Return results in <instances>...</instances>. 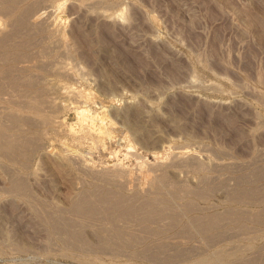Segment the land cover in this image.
Returning a JSON list of instances; mask_svg holds the SVG:
<instances>
[{
  "label": "rangeland",
  "instance_id": "obj_1",
  "mask_svg": "<svg viewBox=\"0 0 264 264\" xmlns=\"http://www.w3.org/2000/svg\"><path fill=\"white\" fill-rule=\"evenodd\" d=\"M28 3H32L28 7L35 9L47 6L53 14L49 15L50 29H45L47 25L42 27L49 33L42 28L40 35L39 30L34 31L36 35L31 32L34 37L28 33V42L35 37L46 38H35L28 44V106L36 107L42 98L56 101L60 107L50 112L41 106V115L51 116L49 123L28 112V125L22 126L11 122L8 115L3 116L0 108V131L6 130L8 135L21 133L28 143L23 151L11 155L0 151V264H93L90 257H97L95 264L98 260L102 264H199L202 258H209L210 264L224 261L242 264L250 260L254 264L257 259V264L261 261L263 264L264 250H255V255L246 252L247 235L236 233H231L236 238L232 235V239L228 238L231 245L227 239L225 244L208 242L210 247L201 241L194 245L197 251L188 247L185 251H171L168 263L150 262V258L136 255L139 251L127 248L122 249L128 250L127 254L131 251L129 256L120 249H117L120 253L105 249L104 256L100 249L92 250L95 254L87 249V253L84 248L66 244L64 235L60 236L49 225V215L57 217L61 211L64 214L71 207L76 191L90 180H98L104 170L124 168L134 185L156 181V175L160 177L163 171H153L159 163L154 153L167 146L171 147L169 153L182 146L195 149L198 155L180 158L186 165L179 160V171L176 167L168 168L163 180L206 188L215 179L210 185L215 188L210 192L212 195L202 201L194 199L196 205L205 206L204 209L210 206L216 213L229 206L264 213L263 191L257 194L263 195L259 196L262 204L254 196L250 198L256 197L257 201L250 198L247 201L251 207L244 203L236 206L224 201L228 200L226 188L214 186L218 180L228 178L227 182L232 179L230 186L227 183L231 188L245 189L248 184V190H258L254 188L258 184L264 190L261 178L264 177V0H29ZM2 6L5 5H0L3 10ZM1 9L0 26L4 18H10ZM1 14L6 16L3 20ZM8 20V24H13L12 19ZM10 26L8 30L5 28L6 34L14 32L15 27ZM52 28L54 31L59 28L60 33L54 34ZM56 35L66 38V42L55 43L59 39ZM9 36L4 35L8 38L4 44L8 42L10 46L14 37ZM4 44L0 46V54L11 53ZM58 61L67 66L71 75L58 72L61 66ZM41 62L46 66H41ZM69 89L82 91L89 100L79 102L67 93ZM124 134L129 135L134 150L122 142ZM166 155L161 165L173 163V157ZM72 157L79 162L71 160ZM218 161L228 164L215 166ZM80 165L89 169L88 174L81 171ZM149 165H153V170ZM258 171L260 177L256 174V179L253 175ZM212 177H218L217 181ZM246 177H253V184ZM17 182H22L21 186ZM144 185L148 187V183ZM162 189L161 195H167L168 188ZM240 236L245 237L243 253ZM221 249L227 256L221 254ZM176 252L179 255H174ZM234 253L237 258L230 256ZM218 255L226 260H220ZM239 256L242 261L236 260Z\"/></svg>",
  "mask_w": 264,
  "mask_h": 264
},
{
  "label": "bare ground",
  "instance_id": "obj_2",
  "mask_svg": "<svg viewBox=\"0 0 264 264\" xmlns=\"http://www.w3.org/2000/svg\"><path fill=\"white\" fill-rule=\"evenodd\" d=\"M28 1L29 0H0V3L2 5H5L4 7L2 6L3 10L0 8L1 13L3 11V14L10 16V18L12 19L11 20L8 17L9 20L7 18H4V20L6 19L9 22L13 21V24H11L12 22L10 24H8L5 20V22L8 24V28L10 29V27H11L10 25L15 27L14 32L12 31L13 34H12L11 30H10L11 33H9V34H12V35H10L11 38H12V36L14 37L13 45L12 44H11L12 46L10 45L12 47L11 48L9 46L8 42L6 44H4V42L7 41V39H8V38L4 37V35L9 36L8 33L6 34V31L8 30V28H7V26L4 25L5 22L3 21L4 22L3 25L0 26V35L3 36L4 38H6V39H4L0 36L2 38V39H0V46L1 45L3 46V44L6 46H9V47H6V49L10 48L12 51L11 53H7L6 52L7 50L5 51V49H4L5 53H7V54H0V108L2 110L1 112L4 113L3 116L7 117V115H8L11 122H13L14 124L16 123L17 126L28 125V112L33 113L37 117L41 118L43 121H46L49 123L51 121V116L50 115H46V116L41 115V106H46V108H49L50 112L55 110V108L60 107L59 106L60 104L58 102L48 101V100H44L42 98L40 99V102L37 103L36 107L28 106V70L30 68V66H28V53H29L28 52V44L32 39L36 38L35 37V38L30 39V41L28 42V35H29L28 33L32 34L31 32L34 33V31L39 30V35H40L41 30L42 31L45 29L49 30L50 29L48 27V24H49L48 21L50 18L49 15H51V16L53 15L52 12L50 13V11L48 10V7L46 5H45L46 7L42 6V8L39 7L40 9L39 8L35 9V7L34 8L28 7L29 4L33 3V2L28 3ZM37 1H40V0H37ZM35 2H36V0H35ZM37 5H39V4H37ZM33 6H35V5H33ZM121 13H122V10H121ZM3 14H1L2 20H3V17H6V16H3ZM54 21H55V18H54ZM43 25H45V26L47 25L46 27H48V28L43 29L42 28ZM40 28H42V29L40 30ZM12 29H13V27H12ZM55 30L56 31H54V29H53L54 34H55V32L58 33V31L60 29L58 28V31H57V29L55 28ZM42 31H41V34H42ZM50 31L52 32V30H50ZM43 32L49 33L46 30ZM35 33H34V35L37 34V33L36 34ZM53 33H51L49 35L52 36ZM59 33H60V31H59ZM34 35H33V37H34ZM10 36H9V38H10ZM44 36L45 35H43L42 37H44ZM29 37H30V35H29ZM61 37H63V36H61ZM61 37L60 38L58 37L59 39H56V37H55L54 42H55V39H56L55 43L66 42V38L63 37L64 39L63 38L62 39L64 41H61L62 40ZM37 38L35 40H37ZM39 38H41V37H39ZM44 38H41V39H44ZM48 39H49V36H48ZM45 40H46V38H45ZM9 42H10V40H9ZM10 43H12V41ZM62 44H60V45H62ZM65 45H63V46H65ZM2 46H1V48H2ZM9 54H11V56ZM43 56H44V54H43ZM43 58L41 56V59H43ZM55 60H57V59L55 58ZM44 62H41V66H44V65L46 66V64ZM48 62H49V60H48ZM51 62H53V61H51ZM55 63H54V65H56ZM47 64H49V63H47ZM51 64H53V63H51ZM59 64H61V62H59ZM62 64H61V66H59L60 71H58V70H56V71H58L60 73L62 72V74L65 73L67 75H71L70 74L71 71H69L65 68L67 66L64 64L65 65V67H64V66H62ZM49 66H50V64H49ZM55 67H57V65ZM69 69L71 70V68H69ZM67 93L70 94L73 98H75L79 102H84V101L89 100L88 95L84 94L82 91H76V90L69 89L67 91ZM45 102H47V103H45ZM80 114L82 115L83 118L85 117L84 111H81ZM0 116H2V115H0ZM91 119H93V118H91ZM122 142L126 143L127 147H129L130 150H134L135 147L131 143V140H130V137L128 134H124L122 136ZM27 144L28 143H27L26 138H24V136L21 133L17 132V133L8 135L6 130L3 131V129H2V132L0 131V151L2 153L6 154V156H7V154L9 155V153L11 155L12 152L16 153V151H19V152L23 151L25 149V147L27 146ZM175 149L176 150L174 152L169 153V151L171 150V147L167 146V147H162L161 151H157L154 153V159L156 160V162L160 163V161L165 158L164 154L166 155V153L168 152L166 157L171 155L170 157L171 158L173 157V160H172L173 163H170L168 161L169 165L167 163H166L167 164L166 165L165 162L163 161L164 162L163 165H161V163L160 164L156 163V164H158L157 166L153 164L154 167H156V168H154V170H153V165H151V166L149 165L148 167L152 168L153 171L156 172V169H158L157 173L159 172V170H162L163 173H162V175H160V177H158L159 175L158 176L156 175V181H155V179H153L152 181L150 180L151 181L150 183L148 181L147 182L148 183L147 188L144 187L145 186L144 184H147L146 182H141V183L135 184V185L131 184L130 174L124 168H113V169L104 170L103 172H101V174L99 173V177H101L100 179L97 176L98 174L94 175V174H92V172H90L92 175L98 177V180H96L95 182H93V180L92 181L90 180L89 182L85 181L87 183L86 184L83 183L84 185L76 191V193L74 194V196L72 197V200H71V207H69V209H67V210L65 209L66 211L64 212V214H62L61 213L62 211H61L60 213H58L60 215H57V217L54 214H52L53 217H52V215H49V216H51L50 220L48 219L49 225L51 226L52 229L57 231V234L60 233V236L62 234L64 235V238H62V239H64V242L66 244H70L72 246L75 245V247H77V248L78 247L84 248V250H86V252H87V249L91 250V251L92 250L95 251V249L97 251L98 249H100V252H102L101 254H103V250H105V249H106L105 251H107V249H109L110 251L112 249L113 250L115 249L116 251H117V249L124 251V249H122V248H127V249H131L133 251H136V252L139 251L140 254H138V252H137L136 255H143L145 257H148V259L147 258L146 259L149 260V258H150L151 259L150 262L152 260H156L157 262L167 261V263H168V260L170 257L168 258L167 255L170 254L171 251L175 252L178 249H179V251L180 250L185 251L188 248H189V250H193L194 245H197L195 243H201V241H204V242L206 241V244L204 243L205 246L207 245L208 242L210 244H213V243L216 244V243L222 242V241L224 242V240L226 241V239L229 240L228 238L232 239L233 233H236L237 236H238V234L239 235H245V236L247 235L246 238H248V239H246V241L247 242L249 241V242H248V244L246 243L248 245V246L246 245L247 246V248L245 250L246 252L250 251L251 253H253L255 250H257V252H259L258 250H260V252H261V249L264 250V213L256 214L255 212H257V211L254 210L255 211L254 212L255 214H254L253 210L251 211L250 208H249V211H248V208H247V210H245V208H244V210H242L243 208L236 210V207L234 209H231L232 207L230 208V206H229V208H227L228 210L226 209L227 211L226 210L223 211L224 213L223 212L216 213V212H213L214 210L213 211L211 210L210 206H209V208L204 209L205 206L199 207L198 206L199 204L196 205L197 200L195 201L194 199H199L200 201H202V200H205V198L207 199L208 196H210L209 195V194H211L210 192H212L215 189V188L211 187L210 185L214 184L213 181L215 179H213V178H216V177H212L213 181L209 182V183H211V182L212 183L209 186L205 185V186H207L206 188L203 187L204 185L201 188H198V186H196V185H194V186L190 185L189 186V185H187L181 181L167 182L169 180H167V181H166V179L163 180L165 178V174H164L165 170H168V168L171 169L173 167H176V169H177V166H178V168L180 167V164H179L180 158L183 157L182 159L185 160L184 157L187 155H191L193 157L198 155L197 154L198 152L196 153L195 149L192 150L190 148L182 147V146L176 147ZM166 150H168V151H166ZM71 160L79 162L78 158L72 157ZM182 161L180 160V162H182ZM196 161H198V160H196ZM26 162H28V160ZM176 162H178L179 165H175ZM194 163H195V161H194ZM226 163L228 164V162H226ZM226 163L225 162L223 163V161L222 162L218 161V164H216L215 166L221 165V164L226 165ZM229 164L231 165L232 162H230ZM184 165H186V164H184ZM225 165H224V167H225ZM22 166H24V165H22ZM188 166H187V168H188ZM222 166L223 165H221L220 167H222ZM226 167H228V165ZM86 168L87 167H85L84 165H80L81 171L83 170L85 173L88 174V172H86V171H88L89 169L88 168L86 169ZM177 171H179V170L177 169ZM259 171H262V170H259ZM259 171L253 175L254 178L260 177ZM160 173H161V171H160ZM256 174L258 176L255 177ZM263 174H264V172H263ZM16 175L18 176L19 174H16ZM92 175H91V177H92ZM215 175H217V174H215ZM222 175H223V173H222ZM96 177L93 179L95 180ZM202 177H203V175H202ZM17 178H19V177H17ZM217 178H216V181H217ZM239 178L242 179V176L241 177L239 176ZM243 178H244V176H243ZM250 178L246 177L245 179H249L250 183L253 184V181H251L253 179V177H252V179H250ZM261 178H264V177L261 176ZM212 179L210 178V180H212ZM219 179H220V177H219ZM224 179H226V178H224ZM226 180L225 181L222 180L223 182L221 180L219 182V180H218V184L215 182L216 185H214V186L216 188L217 187L218 188H221V187L226 188L227 193H228L227 194L228 200L225 199L224 201H228L227 203L231 204V205H234V204L235 205L236 204L242 205L243 203H244V205H249L251 203H249L250 201L249 202H247V201L249 200L250 197L257 196V194H259V191L264 192V190H262L260 187L258 188V184H257V186L254 187V188H257L258 190H256V189L248 190L249 186L247 183L246 184L248 187L245 186L246 187L245 189L242 186L238 187L237 189H234V187L233 188L229 187L232 179H230L231 181L228 180V182L230 181L229 183ZM242 180H239V182L241 184L243 183ZM262 180H264V179H262ZM205 181L207 183V180H205ZM244 181L247 182V180H244ZM249 181H248V183H249ZM256 181H258V180H256ZM234 182H235V180H234ZM133 183H135V182H133ZM227 183L229 186L227 185ZM18 184H14L15 187L18 186ZM254 185H255V183H254ZM163 186L167 187L169 190L167 195H164L162 193V195H164V196L161 195V192H163L162 191ZM233 186H237V185H233ZM250 188H252V187L250 186ZM17 189H18V187H17ZM19 189H20V187H19ZM261 193H260V195L257 196V198H259V196H260V198L263 196L262 194H264V193H262V194ZM225 194H226V192H225ZM215 198H216V196H215ZM255 198H250V199L254 202L256 200ZM260 198L258 199L259 201L264 199V197H263V199H260ZM208 200H209V198H208ZM219 200H220V198H219ZM245 202H246V204H245ZM258 202H256V203H258ZM262 202L260 201L261 204H262ZM247 203H249V204H247ZM256 203L253 206H256L257 205ZM260 203H258V204H260ZM252 204H254V203H252ZM260 205H258V206H260ZM41 210H43V209H41ZM261 211H263V209L260 210V212ZM258 212H259V209H258ZM46 215H47V213H46ZM54 216H55V218H54ZM250 224L259 225V226H262V228L259 226H256L257 228L249 226ZM45 225H47V224H45ZM237 236H235V238ZM239 238H241V240ZM239 238L238 239L240 240V242H242V243L239 242L240 245L242 246L241 247V250H242L243 249V241H244L243 239L245 237L243 236V238H242V236H240ZM238 239H237V241H239ZM230 240H229V245L232 244V243H230ZM234 241H235L234 243H236L235 239H234ZM237 243H236V245H237ZM220 244H222V243H220ZM220 244H218V245H220ZM224 244H225V242H224ZM226 244L228 245V242H226ZM255 244H257V245H255ZM191 245H192V249H190ZM244 245H245V243H244ZM205 246H203V247H205ZM207 246L210 247L211 245H207ZM238 246H239V244H238ZM186 247H188V248H186ZM196 247L194 248L195 250H193V251H197ZM225 247H226V245H225ZM239 247H238V249L240 250ZM81 248H79V249L81 251H83V249H81ZM200 248H199V250H200ZM219 248H221V247H219ZM223 249L220 250L221 254L224 253V252L222 253ZM109 250H108V252H109ZM120 250L117 252L120 253ZM189 250H187V252L190 253ZM94 251H92V252L94 253ZM114 251H112V253H114ZM127 251H124L121 253L122 254L124 253L126 255ZM136 252H133V253L135 254ZM240 252L243 253L244 249H243V251H240ZM109 253H107V255H109ZM130 253H131V251H130ZM178 253L179 252H176L174 255H176V254L179 255ZM217 253H219V252H217ZM98 254H100V253H98ZM129 254H127V255L129 256ZM171 254L173 255V253H171ZM186 254H188V253H186ZM197 254H199V253H197ZM221 254H219V255L221 256ZM253 254H251V255H253ZM107 255H105V256H107ZM205 255L209 256V254L208 255L205 254ZM205 255H204V257H205ZM219 255L217 256L218 258H219ZM224 255L227 256L226 253H224ZM233 255H235V253L230 255V256L235 258L236 255H235V257ZM239 255L242 256V254H239ZM259 255H258V258L260 256H261L260 258H262V255H260V256ZM102 256H104V254ZM83 257H86V256H83ZM202 257H203V255H202ZM209 257L212 258V256H209ZM222 257L225 259L224 256H222ZM232 257H230V258H232ZM245 257H246V255H245ZM248 257H250V256H247L246 259ZM87 258H88V256H87ZM93 258L90 257V259H92L94 261H95V259H97V257L94 259ZM167 258H168V260H167ZM199 258L197 259V261L199 260ZM214 258H216V257H214ZM260 258H259V260H260ZM98 259H99V256H98ZM224 259H220V260L224 261ZM246 259H244V260L246 261ZM263 259H264V256H263ZM212 260H213V258H212ZM220 260H216V261H220ZM234 260H232V262ZM236 260L242 261L243 257L239 256L238 259H236ZM236 260L234 262H236ZM247 260H250V259L248 258ZM252 260L254 261L253 258H252ZM85 261L89 262V259H87V260L85 259ZM94 261H93V264H95ZM98 261H100V260H98ZM98 261L96 262V264L98 263ZM156 261H154V262H156ZM250 261H248V263L246 261V263H242V264H249ZM78 262H79V260H78ZM199 262H200L199 264H201V263L202 264H210L211 260L209 258H202L199 260ZM212 262H214V261H212ZM224 262H222V263L224 264ZM228 262L229 261H227V264H228ZM257 262H258V259H257ZM257 262L254 264H257ZM262 262L263 261H261V264H262ZM252 263H250V264H252ZM98 264H102V262H99ZM237 264H240V263L238 262Z\"/></svg>",
  "mask_w": 264,
  "mask_h": 264
}]
</instances>
